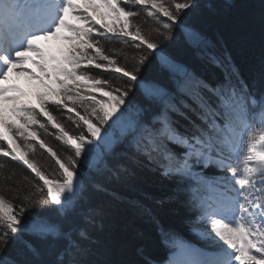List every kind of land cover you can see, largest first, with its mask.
<instances>
[{
    "label": "snow or ice",
    "instance_id": "obj_1",
    "mask_svg": "<svg viewBox=\"0 0 264 264\" xmlns=\"http://www.w3.org/2000/svg\"><path fill=\"white\" fill-rule=\"evenodd\" d=\"M81 3L93 11L102 6L122 14V20L116 17L120 32L139 41L133 47L141 50L132 56L131 67L125 49L105 47L115 42L109 33H115L116 25L94 20L92 13L81 11ZM201 7L197 0H0V141L8 145L0 143V157L21 163L34 174L31 179L24 177L27 188L13 187L9 182L16 173L0 160L4 182L0 264H115L93 258L105 248L94 234L103 232L102 209H91L84 217L87 227L75 232L61 221L76 212L89 189L113 201L123 199L93 174L106 173L109 183L125 182L138 165L150 166L169 179H196L199 187L190 196L198 212L193 230L216 251L184 264H264V71L246 81L221 40L185 25ZM142 15L154 22L147 32L138 22ZM174 26L198 55L201 67L221 69L223 79L210 84L195 69L190 72L159 55L163 64L179 68L183 82L177 86L188 99L176 102L166 90L145 85H140L143 99L135 93L130 99L132 82L139 80L159 41L172 37ZM49 40L60 42L55 48L58 54L39 43ZM120 56L124 63L117 59ZM28 64L42 74L23 67ZM93 69L102 71L93 75ZM108 72L122 76L105 78ZM10 73L34 82L29 86L36 104L21 99L27 93L18 85L7 83ZM60 76L71 86L56 78ZM80 81H90L93 91L107 99L85 98L78 90ZM9 101L11 106L5 107ZM180 119L187 125L178 127ZM49 125L57 131L51 132ZM117 125H122L118 143L128 163L113 166L107 156L116 151L112 129ZM71 126L75 130L70 131ZM47 136H54L63 151L54 150ZM37 144L58 166L51 173L30 155L36 153ZM173 146L182 151L177 153ZM197 166H211L224 175L194 173ZM200 188L208 194L200 195ZM156 203L162 206L165 200ZM133 207L155 221L151 207L139 201ZM138 253L143 255V248ZM145 264L153 262L145 258Z\"/></svg>",
    "mask_w": 264,
    "mask_h": 264
},
{
    "label": "trees",
    "instance_id": "obj_2",
    "mask_svg": "<svg viewBox=\"0 0 264 264\" xmlns=\"http://www.w3.org/2000/svg\"><path fill=\"white\" fill-rule=\"evenodd\" d=\"M197 3L202 5V7L199 10H195L184 21L185 25L199 28L211 40H221L228 54H230L233 63L245 75H247V71H250L251 74L257 71L260 73L264 71V0H197ZM207 5L211 7H205ZM161 19L166 20L163 16H161ZM138 22L142 25V30L145 32L154 24L150 18L143 15L138 18ZM121 26V24L117 23L115 33H109V35L114 36L116 39L114 43L106 44L105 47L125 49L128 55L127 66L131 67L132 56L141 52L140 49L133 47L139 41H134L131 36H123L120 32ZM180 37V29L174 26L172 37L168 40L159 41L158 48L149 56V60L145 62L146 68L142 66L143 70L139 75V80L132 82L133 89L129 94L130 99L133 93L136 94L138 100L144 98V90L140 85L147 87L156 86L166 90L170 94L172 92V96L176 102L181 99H188L180 92L179 88L174 89L177 82H183L179 68L174 70L163 64L159 59V55L166 56L174 65L186 69L188 67L190 72L195 69L196 75L210 84H215L217 81L223 79L221 69L201 67L198 55L186 46ZM156 38L155 34H153V39ZM125 40L128 42L127 45L122 43ZM117 59L121 63H124L123 56L117 57ZM81 66L83 67L84 64ZM101 71L93 69L92 74L95 75ZM103 75L105 78L109 75L122 76V74L111 72L104 73ZM56 78L66 81V78L62 76ZM251 79V77H248L246 81L250 82ZM66 82L71 86V81ZM79 83L81 87L78 90L85 98L93 94L97 98L105 100L106 97L101 93L86 91V84L82 81ZM113 83L115 84L116 82L113 81ZM79 110L83 113L82 108ZM40 119L42 121L46 120L45 117H40ZM180 122L182 124L178 125V127L187 125L188 123L183 119H180ZM121 128L122 125H117L112 129L116 133V137L112 141L115 143L117 154L107 156V159L113 166L121 162L128 163L123 152L120 151L121 145L118 143L121 137ZM69 130H75L74 126H71ZM180 130L183 131L184 128L181 127ZM56 131V129H52L53 133ZM52 137L51 141L47 140L46 137L45 139L54 150L58 153L62 152L63 145L56 141L54 136ZM18 142L20 141L18 140ZM0 143H3L6 148L8 147L6 142L0 141ZM36 147V153H30V155L48 173H51L58 166L55 165V162L51 160V157L44 149H39L38 144ZM0 160H6L11 166L8 171L14 170L16 173L13 181L9 183L16 188H27V181L24 180V177L33 178L34 174L31 173V170L21 163L12 161L9 157H0ZM193 171L194 173L202 172L206 177L216 176V174L224 175V173L215 168L199 169V167H195ZM93 175L95 179L106 183L110 190L119 193L123 199L113 201L109 196L94 194L89 189L82 202L77 205L76 212L68 219L61 221L65 229L75 232L81 227H87L84 217L89 214L91 209L103 210V216L99 217L103 222V232L94 234H98L101 240L105 242V248L101 250V254L103 253L105 257L97 258L96 256L93 258L108 259L114 261L115 264H145V258L152 262H159L165 253L164 248H168L171 244V239L191 237L188 229L196 219L193 216L194 212L192 213L191 211L194 209V206L190 203V196L193 192L192 187L197 183L195 177L182 179L177 176L169 179L160 176L158 171L146 165L136 166L134 175L130 176L125 182L109 183L106 180V173L104 176ZM150 179H155V183H152L153 180ZM3 183L2 178H0V186ZM151 184L159 186L158 188L148 187ZM6 195L11 198L10 193H6ZM200 195L203 194L200 193ZM169 196H173V199L167 200L166 198ZM157 200H165V203L162 206L158 205L156 203ZM136 201L153 209L156 217L155 221L146 215H141L133 207V202ZM202 241L207 244L205 240ZM139 248H143V255L138 253Z\"/></svg>",
    "mask_w": 264,
    "mask_h": 264
},
{
    "label": "rangeland",
    "instance_id": "obj_3",
    "mask_svg": "<svg viewBox=\"0 0 264 264\" xmlns=\"http://www.w3.org/2000/svg\"><path fill=\"white\" fill-rule=\"evenodd\" d=\"M78 2H79V0H78ZM97 2H98V0H97ZM80 8H81V11H86V12L92 13V16H93L94 20L102 19L103 22H105L109 26H112L114 24L116 25L118 23L117 20H116V17L117 16H119L121 20L123 19L122 14L111 13L107 9L103 8L102 6L99 7V9L97 11H93V9H92L91 6H89L87 4H84V3H81ZM117 29H119V28H117ZM49 42H50V40L49 41H40V44H42L45 47H47L48 46L47 44H49ZM54 46H56L55 43L53 44V49H54ZM23 67H27L28 69H30L35 74L36 73H40V70L37 69L32 64H28V65L23 66ZM7 83L16 84V85H18L23 90V92L27 93V95L26 96H22L21 99H25V98L27 99V97H28V99L31 98V99L36 100L34 93H32L34 91V89L30 88V86H29L30 83H34V82L28 81V79L25 76H23V75H16L15 73H10L9 74V80L7 81ZM85 84L87 85V88H86L87 90L86 91H91L92 92L93 89L90 86L91 85V82L90 81H85ZM93 92L94 93H98V94L101 93L103 95L102 92H95V91H93ZM7 95H15V93H7ZM16 95H18V94H16ZM97 99H99V98H97ZM106 99H107V97L105 98V100ZM32 102H33V100H32ZM6 106L10 107L11 106V101L6 102L5 103V107ZM49 130L52 132V128H50V126H49ZM112 132H113L112 139H114V137H116V133L114 132V130H112ZM46 138H47V140L53 139L52 136H47ZM150 180H153L152 183H155V179H150ZM158 186H156V184H151V186H148V187H157L158 188ZM191 252H193V251H187L186 253L187 254H190ZM104 257L105 256L103 255V253L101 255L97 256V258H104Z\"/></svg>",
    "mask_w": 264,
    "mask_h": 264
},
{
    "label": "bare ground",
    "instance_id": "obj_4",
    "mask_svg": "<svg viewBox=\"0 0 264 264\" xmlns=\"http://www.w3.org/2000/svg\"><path fill=\"white\" fill-rule=\"evenodd\" d=\"M173 264H184V261H182V262H180V263L175 262V263H173Z\"/></svg>",
    "mask_w": 264,
    "mask_h": 264
}]
</instances>
